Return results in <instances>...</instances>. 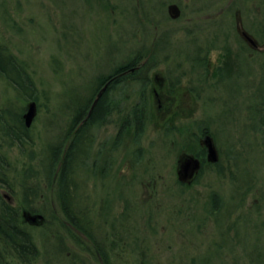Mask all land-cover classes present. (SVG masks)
I'll list each match as a JSON object with an SVG mask.
<instances>
[{
  "label": "rangeland",
  "instance_id": "rangeland-1",
  "mask_svg": "<svg viewBox=\"0 0 264 264\" xmlns=\"http://www.w3.org/2000/svg\"><path fill=\"white\" fill-rule=\"evenodd\" d=\"M238 2L244 27L252 30L251 38L262 47L264 44V0H246L245 4H241L243 3L241 0ZM235 3L236 0H0V49L16 58L24 66V76L29 78L28 82L23 76L16 77L19 87L13 86L7 79L0 76V157L8 164L6 181L9 183L8 187L13 199L23 202L24 188L35 189L37 192L29 198V201L33 202L32 209L43 213L44 209L41 207L49 201L54 205L48 217L64 219L58 205L57 188L55 185L48 186L44 172L46 167H43L48 152L44 153V150L48 145L52 148L59 143L66 127L77 113L76 110L90 99L95 83L110 74L117 64L133 57L149 62V58L154 53L156 61L153 62L151 77L156 72L178 74V78L173 76L172 79L181 80L178 83L183 85L182 88H188V85L194 86L192 85L194 83L201 84L199 75L202 78L203 73L197 67L199 75L194 73L192 77L186 76L191 75V64L187 60L193 48L196 49L209 41L214 42L215 36L220 35V41L225 40V43L232 47L231 56H225L228 58L226 60L228 69L225 74H231L233 62L235 63V60L233 61L235 44L238 43L239 51L247 52L239 34L227 32L224 35L213 30L187 33L185 30H177L179 23L171 21L169 7L178 5L182 11L190 13L191 11H220L222 4L235 6ZM253 20L257 23L255 29L251 27ZM211 55L209 62L211 67L208 73L216 65L220 54L214 52ZM177 57L184 58L176 59ZM245 58L243 57L242 63L244 68L242 67L240 71L252 72L253 78L244 74L238 76V87L241 91L238 88L237 93L235 91L236 77L228 78L221 85L210 81L211 86L213 84L216 86V89L212 88V93L216 96L211 94L209 100L211 104L208 106L214 107L212 109L217 121H228L227 128L222 132L219 131L218 134V138L221 139V148L232 153L229 164L231 166L228 169L230 168L232 172L242 170L244 175H252L250 184L254 186V189L248 191L247 183L243 180L246 177L240 178V174L243 173H223L222 176L211 175L213 176L209 180L211 191L199 188V193L183 190L178 191V195H173L170 189L174 185V175L162 173L164 178L159 179L158 187H161L160 193L163 187L168 192L161 194L165 210L162 211L160 224L156 227L157 236L147 242L150 252L156 256L154 261L149 262L150 264H178L179 262L189 264L185 256L192 257L202 253L201 263L204 264L203 260L209 254L223 250L220 244L231 247V250L224 249V264H264V226L259 225L264 223V118L261 120L262 127L260 126L259 129H249L245 126L247 119L251 121L250 117L253 115L249 111L250 107L254 106L256 115L261 116L262 112L259 111H263L261 108L263 101L260 97L251 96L255 93V89L242 86L245 78L247 81L253 79L257 83L261 82V78L264 77V56L258 55L252 61ZM178 65L179 72H176L174 68ZM32 94L33 98H29L28 96ZM147 96L149 107L140 136L141 145L143 144L145 149H150L151 141L161 138V140L158 139L156 149L158 148V154L165 160L163 170H170L172 163L170 159V161L166 160V157L171 158V156L166 154L165 142L163 146H160L165 139V131L160 128L151 96ZM142 97L138 92L131 95L129 100L119 102L117 105L113 103L116 105L113 112L99 120L107 123L106 126L101 127L99 137L108 138L109 135L114 134L123 120L131 122V136L135 137L132 124L135 115L133 108L139 105ZM197 101L198 107L203 105V100L197 99ZM30 102L36 104V116L30 125L29 136L26 135L30 144L24 140L23 144H16L5 135V128L9 127L8 133L13 136L19 117L27 113ZM236 106L238 110L241 109L239 111H242L238 113V117H243V124L233 122L236 120V112L231 113L230 109H237ZM218 108L220 111L227 109L224 117L220 119L216 114ZM203 111L200 110L196 114V120L199 122L204 120ZM189 116H179L177 121L183 124L189 120H195ZM229 123L232 125H228ZM222 124L225 123L222 122ZM12 127L13 130L10 129ZM231 147L233 150H230ZM155 153L157 154V151ZM31 155L32 159H30ZM92 161H94L93 157L89 162L88 172L82 174V177L84 176L81 180L82 187L73 196L81 195L85 201V197L89 195L90 199L87 201L89 204L98 202L94 212L105 218L109 217L110 220L111 217L114 218L121 213L123 203H120L117 197L121 188L119 185L111 187V184L114 195L112 194L109 198L110 194L107 192L110 189H105L103 184L107 181L102 179V173H92ZM28 169H31L33 173L25 177L24 172ZM247 170L251 172L247 173ZM71 178L75 184L80 181L75 175ZM145 179L141 177L137 181H143L148 185L147 182L150 179ZM140 187L141 185L135 183L130 192V196L139 193L138 203L143 199ZM3 190L8 193V188ZM240 197L243 198L242 206L238 202ZM103 198L104 200L109 198L108 203H104ZM73 199L77 201L75 197ZM215 199L219 202L221 199V202L226 204V209L222 208L219 212L211 211ZM173 208L177 211L182 210L183 214L187 210L188 213L194 214L193 217L196 219L200 215L211 214L212 219L218 221V225L212 220L204 233L201 230L200 234H197L195 230V232L191 231L187 225L182 228L176 226L175 229H178L182 235L174 236L171 231L173 227H169L170 223L165 221L171 216ZM240 215L244 218L241 221L243 226L239 224ZM221 218L225 219L226 223L221 221L220 223ZM254 224L259 226L254 228ZM240 226L242 231L239 229ZM50 227L53 233L50 238L43 227L33 228L31 231L41 252L37 264H44V252L47 245L49 246L50 243V246L53 245L61 234H65L57 221H54ZM141 231L144 233L143 230ZM190 231L194 235L191 238L187 237L190 233L183 234ZM208 239H210L209 243ZM198 250H200L199 253H195Z\"/></svg>",
  "mask_w": 264,
  "mask_h": 264
},
{
  "label": "flooded vegetation",
  "instance_id": "flooded-vegetation-1",
  "mask_svg": "<svg viewBox=\"0 0 264 264\" xmlns=\"http://www.w3.org/2000/svg\"><path fill=\"white\" fill-rule=\"evenodd\" d=\"M241 1H243L241 4L246 3V0ZM238 3V0H236L235 6L222 4L220 11H191L193 13L182 11L177 5L180 8V17L173 19L169 16L171 21L179 23L177 30H185L187 33L200 31L210 32L213 30L224 35L227 32L239 34V37L244 41L247 52L245 50L239 51L238 43L235 44V53H233V61L235 60V63L233 62L231 74H225V71L228 69V63L226 61L228 58H225V56H231L232 47L225 43V40L220 41V35H217L214 38V42L209 41L196 49L193 48L192 54L187 60L191 64V75L186 76L192 77L194 73L199 75V69L197 68L199 67L200 71L202 70L203 72L202 78L199 75L201 84L195 85L194 83L192 84L194 86L188 85V88L184 87L183 89V85L178 83L181 80L172 79L173 76L178 78V74L171 75L168 72L165 74L156 72L151 77L150 72H152V68L146 74L135 75V73L144 71V66L147 64L146 61L141 59L133 60V62L131 59H127L125 62L117 64L112 68L110 74L95 83V89L91 94L90 100H86V106L82 105L81 108L76 110V120L66 127V131L57 144L60 152L58 172L66 173L70 177V186H55L59 199L58 205L64 219H58L55 216L52 218L48 217L52 205H54L52 202L50 204L49 201L45 202L44 206L42 205L41 207L44 209L43 217L39 216L37 212H27V210L33 208V202L26 200L19 202L14 200L8 187L9 183L3 182L0 187V207L12 210L14 216L17 217V223H19V225L15 226V229L21 233L20 236L22 238L30 242H28L29 249L23 250L21 255L19 252L13 250L2 252L0 250V264L39 263L41 252L35 243V238L31 231L33 228L39 229L43 227L46 230L47 236L50 238L52 233L50 225L52 226L54 221L59 222L65 234H61L53 242V245L50 246L51 243L49 246L47 245L44 252V264H150L149 262L154 261L156 256H153L152 252H150V249L147 247V242L151 241L154 236H157L156 227L160 224L162 211L165 210L163 208V196L161 194L164 195L165 192H168L163 187L162 193H160L161 187H158L159 179L162 180L164 178L162 173H173L174 185L170 189L173 195H178L177 192L183 190L192 193H199V188L210 190L211 183L209 180L210 177H213L211 176L212 174L222 176L223 173H243L242 170L232 172L230 168L228 169L231 166L229 164L232 153H228L227 150L221 148V139L218 138L219 131L222 132L227 128L226 124L228 121H217V118L214 116V107L210 108L208 106V104H211L209 101L211 94L216 96V94L212 93V88L216 89V86L214 84L211 86L210 81L217 82L221 85L228 78L232 79V77H236L235 91L237 93L238 88L241 91L240 87H238V76L244 74L253 78V75H251L253 74L252 72L242 73L240 71L242 67L244 68V64L242 65L244 62L243 57L245 58L247 53V58L252 61L258 55L264 56V44L261 47L256 41H250L244 36V33H247L251 38L250 33H252V30L244 27L242 17L240 16L241 13L238 9ZM256 24V21L253 20L251 23L252 29L257 27ZM193 47H195L194 44ZM214 52L220 55L216 60V65L208 73L209 67H211L209 64L211 54ZM222 54H224L223 57L221 56ZM182 58L184 57H177L176 59ZM179 65L174 68V71L179 72ZM131 75L135 76L131 77ZM183 76L185 77V75ZM242 86L247 89H255V93L251 94V96L260 97L263 101L261 106L263 111H259L262 112L261 116L258 117L256 115L254 106L250 107L249 111L253 115L250 117L251 121L247 119L245 122L247 128L259 129L260 126L262 127L261 120L264 118V77L263 79L261 78L260 83L253 81V79L247 81L245 78ZM138 92L143 97L146 94L151 96L156 118L159 119L160 128L165 131V139L160 146H163L165 142L166 154L171 156V158L166 157V160L170 159L171 161H169L172 163L170 170H163L165 160L162 159L163 156L158 154V148L156 149L159 138L151 141L150 149H145L143 144L141 145V137L137 134V129L141 124L136 121L132 123L135 137L131 136V122L127 120H123L116 129L117 131L109 135L108 138L99 137L101 127L107 125V123L99 120L103 119L111 111L113 112L117 103L129 100L131 95L137 94ZM103 97L105 98L103 99ZM143 97L139 105L133 108V110H135L134 112L139 111L141 121L145 122L146 114L144 115L145 107L143 105ZM99 98L102 99V102H98ZM197 99L203 100L202 106H197ZM113 103L116 105H113ZM105 106H107V112L100 118L99 113L104 110ZM236 107L237 109H230L231 113L233 111L236 112V120L233 122L243 124V117H238V113H242V111H239L241 109L238 110V106ZM200 110H204L202 113L205 115L204 120L201 122L196 120V114ZM226 112V108L224 110L221 109V111L218 108L216 114L219 115L220 119L224 117ZM183 115H190L189 117H193L195 120H189L183 124L179 123L177 119ZM22 120L24 124L23 128L19 129L17 133L15 132L14 135H19L22 140L30 144L26 135L29 136L31 128L26 125L24 115L22 116ZM222 122L225 124H222ZM4 124L8 125V123ZM228 125H232V123ZM8 128H5V135L7 137L10 135L7 130ZM10 129L13 130L14 128L12 127ZM23 143L19 144L21 145ZM154 149L156 150L154 151ZM230 150H233V148L231 147ZM156 151L157 154L155 153ZM46 152H48V156H46L43 165L44 168L46 167L44 170L45 174L47 173V166L49 167L50 164L51 145H48L44 150V153ZM92 157L94 159L91 164V168L93 169L92 173H102V179L104 178L107 181L103 183L104 187L105 189H110L107 192L110 194L109 198L113 194V189L111 190L113 185H119V188H121L119 193H117L119 194L117 197L120 203H123L121 213L114 218L111 217L110 220L109 217L105 218V216H100L94 212V208H96L95 206H97L98 202L89 204L87 202L90 199L89 195L86 196L87 198L85 197V201L81 195L73 196L82 187L81 180L84 179L82 174L88 172L90 168L89 162ZM30 159H32V155ZM250 172L248 171L247 173ZM73 175L80 179L77 184L71 178ZM240 176L242 179L246 177L243 179L247 183L246 188H249L248 191H252L254 189V186L250 184L252 182V178H250L252 175L246 176L243 173ZM141 177L150 179L147 182L148 185L143 181H137ZM135 183L141 185L143 199L139 203L137 202V198H140L139 193L130 196L131 188ZM111 184L112 186L110 187ZM48 186L54 187L50 183ZM4 188H8V193L6 191L4 192ZM72 197H75L77 201L75 202ZM108 199L104 200L103 198V202L108 203ZM242 201L243 198L240 197L238 202L241 206L243 205ZM175 210L173 208L171 216L165 220L170 223L169 227H173L171 231H173L174 236L175 234L182 235L175 227L179 226L182 228L184 225H187L191 231L195 230L197 234L202 233L201 230L204 233V230L207 229L213 220L211 214L207 216L203 214L196 219L193 217L194 214L188 213L187 210L184 214L182 210ZM72 214L74 217H68V215ZM222 218L219 219V222L226 223V220ZM243 219V215H240L238 220L241 226H243V222H241ZM213 221L218 225V221ZM256 221L260 222L257 219ZM245 222L247 223V220ZM254 225V228H256L259 225L264 226V223ZM241 226L239 227L240 230L242 229ZM163 229L166 228L163 227ZM191 231L183 232V234L188 235L190 233L187 237L191 238V236H194ZM221 239L223 238L221 237ZM0 241H2L1 234ZM207 241L209 243L210 239ZM219 246L223 250L209 254L203 260L204 264H224V249L231 250V247L228 248L223 244ZM59 247L61 248L60 250ZM199 251L195 253H199ZM202 254L192 255V257L187 255L185 258L189 261V264H202Z\"/></svg>",
  "mask_w": 264,
  "mask_h": 264
},
{
  "label": "trees",
  "instance_id": "trees-1",
  "mask_svg": "<svg viewBox=\"0 0 264 264\" xmlns=\"http://www.w3.org/2000/svg\"><path fill=\"white\" fill-rule=\"evenodd\" d=\"M138 57H133L131 60L133 62V60ZM135 59V60H137ZM155 59V55L153 53V55L151 56V58H149V62H147L146 66H144V71H140V73H135V75L138 74H146L148 72V70L150 68H153V61ZM24 66L21 65V63H19L17 61L16 58H14L12 55H8L4 50L0 49V76L7 79L13 86H19V81H18V77L23 76L25 77V79L28 81V77L24 76L23 72H24ZM19 75V76H17ZM135 75H131V77L135 76ZM17 77V78H16ZM130 78V77H129ZM29 82V81H28ZM19 89V88H17ZM148 94H146L143 97V105L145 107L144 110V115L148 113V107H149V101H148ZM33 94L28 96L29 98H33ZM26 98V96H24ZM105 97H103L104 99ZM90 99H88L89 101ZM102 99L99 98L100 102ZM87 102V101H86ZM84 103L83 105L86 106L87 103ZM102 102V101H101ZM84 106V107H85ZM107 106L104 107L103 111H100L99 113V117L101 118V116H103L104 114H106L107 112ZM135 115L133 116L135 119H133V121H136L138 123H140L141 125L138 127V135L141 136L142 132H143V128H144V121H141V117H140V112H134ZM77 113L75 114V116L72 119V122H74L76 119ZM24 126L23 124V120H22V115H20L19 117V121L18 124L16 125V133L19 131V129H22ZM9 138L12 139L13 141L17 142V143H23V140L21 139V137L15 136L13 134V136L9 135ZM49 167L47 166V173H46V178L48 180V183L51 184V186H70V177L66 175V173H59L58 169H59V164H60V152H59V148L57 145H55L54 147L51 148V155H50V162H49ZM9 170L8 168V164L6 162V160H4L3 158L0 157V187L2 186L3 182H7L6 181V173ZM24 176L27 177L29 175V173H33L31 171V169H28L24 172ZM25 180V179H23ZM24 182V181H23ZM57 183V185H56ZM26 184V183H25ZM23 187H25L24 183H23ZM37 191L35 189L32 190H28L26 187L24 188V201H29V197L30 196H34V193H36ZM212 204V203H211ZM221 206V207H220ZM219 208H224L226 209V204H224V202H219L218 200H214L213 204H212V211H220ZM31 211V210H30ZM33 212H35L34 210H32ZM67 212H69L68 210H66ZM37 214L39 216L43 217V213H40V211H36ZM68 214V213H67ZM38 217V216H37ZM68 217H74L73 214L72 215H68ZM19 225V223H17V217L14 216V214L12 213V210L7 209L5 207H0V234L2 235V241H0V250L2 251H17L19 252V254L21 255V252L23 250H27L28 248V241L25 240L24 238H22L20 235L21 233H19L16 229L15 226ZM20 260H22L21 257H19Z\"/></svg>",
  "mask_w": 264,
  "mask_h": 264
},
{
  "label": "water",
  "instance_id": "water-1",
  "mask_svg": "<svg viewBox=\"0 0 264 264\" xmlns=\"http://www.w3.org/2000/svg\"><path fill=\"white\" fill-rule=\"evenodd\" d=\"M180 8L177 5H171L169 7V15L171 16V18L173 19H177L180 17ZM244 36L250 40V41H254L252 38H250L247 33H244ZM36 116V104L35 103H31L28 107V111L27 113L24 115V119L26 122V125L28 127H30V125L32 124L34 118Z\"/></svg>",
  "mask_w": 264,
  "mask_h": 264
}]
</instances>
